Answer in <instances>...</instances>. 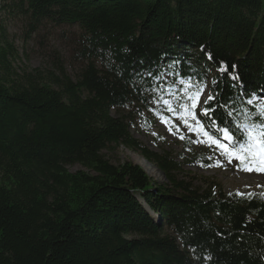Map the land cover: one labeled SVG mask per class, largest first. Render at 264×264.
Instances as JSON below:
<instances>
[{
	"label": "trees",
	"instance_id": "16d2710c",
	"mask_svg": "<svg viewBox=\"0 0 264 264\" xmlns=\"http://www.w3.org/2000/svg\"><path fill=\"white\" fill-rule=\"evenodd\" d=\"M20 2L35 21L76 25L83 65L74 81L61 66L48 83L14 79L0 45V264H264V192L193 187L128 127L149 129L152 103L187 105L181 92L199 86L215 95L207 130L239 136L264 105V0ZM120 145L167 182L110 163L102 150Z\"/></svg>",
	"mask_w": 264,
	"mask_h": 264
},
{
	"label": "rangeland",
	"instance_id": "374dc122",
	"mask_svg": "<svg viewBox=\"0 0 264 264\" xmlns=\"http://www.w3.org/2000/svg\"><path fill=\"white\" fill-rule=\"evenodd\" d=\"M0 45L6 46L7 60L11 71V78L33 77L39 82H50L60 77L59 66L64 73L73 81L83 65L77 54V40L79 29L76 25L54 24L48 20L35 21L31 13L27 12L26 4L20 0H0ZM182 95L188 100V104L180 103L173 98L159 103L151 104L153 118L150 128L135 119L130 124V134L143 142L153 151L172 152V158L179 162L181 170L176 173L177 179L189 180L195 177L192 182L193 187H202V179H214L226 193L250 194L264 192V171H246L239 160L233 158L229 162L227 155L219 149L216 144H210L208 137L203 132L189 131L185 126L182 116H186L189 123L195 121L192 116L199 118L204 101L208 98V88L204 87L203 92L197 101V107L191 112H186L185 107H191L190 96L185 90ZM114 117H125L129 115L127 110L119 112L112 111ZM201 121V120H200ZM204 126V124L201 122ZM209 137L216 139L219 143L228 142L216 138L204 126ZM183 137V139H181ZM102 154L112 164L117 165L124 161H131L138 164L140 169L158 183H166L164 175L153 164L144 161L137 153L120 145L102 150ZM195 155H203L210 162L206 167L191 162L190 158ZM149 165V166H148ZM148 168L146 169V167ZM72 172L82 168L80 165L69 166ZM170 234V231L165 229Z\"/></svg>",
	"mask_w": 264,
	"mask_h": 264
},
{
	"label": "snow or ice",
	"instance_id": "6c2138e0",
	"mask_svg": "<svg viewBox=\"0 0 264 264\" xmlns=\"http://www.w3.org/2000/svg\"><path fill=\"white\" fill-rule=\"evenodd\" d=\"M220 71H226V69L221 68ZM235 78V77H233ZM215 84L216 82L213 81ZM196 87V92L193 95H190L188 99L191 101V107H185L186 112H191L193 108L197 107V101L199 100L200 95L203 92V89L199 86ZM215 99L214 94H209L207 100L204 101V104H207L208 101ZM167 104L168 102L165 101ZM248 104H252L251 99L248 100ZM227 105H219V107H226ZM254 108L257 112V118L255 120H249L247 124L237 125L240 135L237 136L235 133H232L231 130L227 127L218 128L217 130L223 133V139L229 142V145L219 143L218 140L209 137L207 131H204V126L201 124V121L197 119L194 115L192 119L195 121L196 127L193 124L189 123L186 116H182L185 126L188 127L189 131L203 132L205 137H208L210 144H216V146L223 151V154L227 155L229 162L233 158L240 161L243 170L246 171H264V105H254ZM213 111L212 108H202L200 112L201 116L208 117L210 123L215 126L216 121L211 118L210 113ZM228 116H231V112L227 113ZM183 139V137H181Z\"/></svg>",
	"mask_w": 264,
	"mask_h": 264
},
{
	"label": "bare ground",
	"instance_id": "6f19581e",
	"mask_svg": "<svg viewBox=\"0 0 264 264\" xmlns=\"http://www.w3.org/2000/svg\"><path fill=\"white\" fill-rule=\"evenodd\" d=\"M145 161V160H144ZM149 166V165H148ZM148 166L146 167V169L148 168Z\"/></svg>",
	"mask_w": 264,
	"mask_h": 264
},
{
	"label": "water",
	"instance_id": "95a60500",
	"mask_svg": "<svg viewBox=\"0 0 264 264\" xmlns=\"http://www.w3.org/2000/svg\"><path fill=\"white\" fill-rule=\"evenodd\" d=\"M142 159H144L143 157H141ZM162 173V172H161ZM163 174V173H162Z\"/></svg>",
	"mask_w": 264,
	"mask_h": 264
}]
</instances>
